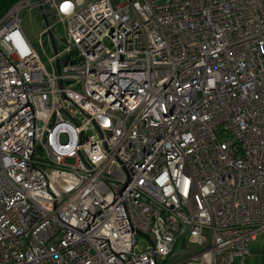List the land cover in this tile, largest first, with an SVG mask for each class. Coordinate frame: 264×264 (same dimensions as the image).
Wrapping results in <instances>:
<instances>
[{
	"label": "built area",
	"instance_id": "obj_1",
	"mask_svg": "<svg viewBox=\"0 0 264 264\" xmlns=\"http://www.w3.org/2000/svg\"><path fill=\"white\" fill-rule=\"evenodd\" d=\"M261 230L264 0L12 1L0 264H245Z\"/></svg>",
	"mask_w": 264,
	"mask_h": 264
},
{
	"label": "rangeland",
	"instance_id": "obj_2",
	"mask_svg": "<svg viewBox=\"0 0 264 264\" xmlns=\"http://www.w3.org/2000/svg\"><path fill=\"white\" fill-rule=\"evenodd\" d=\"M21 26L26 37L29 39L30 43L37 51V53L41 56V59L45 62L47 60V57L43 54L39 38V34L43 27L41 17L39 15L29 14L25 12L22 16ZM58 30L59 32H57V35L59 36V34H61L63 31L61 25L58 26ZM45 48L47 55L49 57L52 56V51L49 44L45 43ZM67 162L70 163L71 160L68 159ZM137 241L138 245L142 248L149 244V241L142 235H138ZM248 249L250 253L247 256L245 264H264V230L256 232L255 239L250 240L248 243ZM198 251H200V247L190 244L188 246V251H186V253L182 255H179L178 257H175L174 262L188 259Z\"/></svg>",
	"mask_w": 264,
	"mask_h": 264
},
{
	"label": "trees",
	"instance_id": "obj_3",
	"mask_svg": "<svg viewBox=\"0 0 264 264\" xmlns=\"http://www.w3.org/2000/svg\"><path fill=\"white\" fill-rule=\"evenodd\" d=\"M13 0H0V15L12 3Z\"/></svg>",
	"mask_w": 264,
	"mask_h": 264
},
{
	"label": "water",
	"instance_id": "obj_4",
	"mask_svg": "<svg viewBox=\"0 0 264 264\" xmlns=\"http://www.w3.org/2000/svg\"><path fill=\"white\" fill-rule=\"evenodd\" d=\"M178 254H179V251H177L176 253H174V254L171 256V258L176 257Z\"/></svg>",
	"mask_w": 264,
	"mask_h": 264
}]
</instances>
